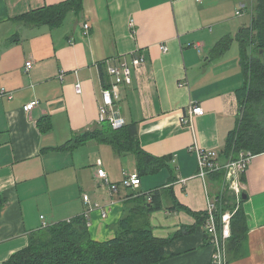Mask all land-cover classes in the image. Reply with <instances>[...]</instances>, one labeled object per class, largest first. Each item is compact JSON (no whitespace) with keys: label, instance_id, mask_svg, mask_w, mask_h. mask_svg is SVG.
<instances>
[{"label":"crops","instance_id":"1","mask_svg":"<svg viewBox=\"0 0 264 264\" xmlns=\"http://www.w3.org/2000/svg\"><path fill=\"white\" fill-rule=\"evenodd\" d=\"M64 1L0 0V89L10 93L0 97V264L25 249L32 233L86 212L92 240H110L128 196L158 189L161 209L149 223L156 238L169 239L160 264H211L214 248L193 214L206 211L208 197L231 191L224 173L197 177L193 148L221 154L237 126L236 90L244 76L235 40L250 25L255 0H82V11L55 28L17 20ZM227 36L230 48L213 58L211 50ZM141 55L146 62L120 88L117 107L126 124L137 125L140 149L164 165L151 164L137 188H125L123 174L138 173L132 154L118 156L93 139L59 147L100 126V65ZM190 105L204 113L182 125ZM43 118L50 125L45 132L38 127ZM98 168L108 184L96 176ZM240 184L247 231L234 249L226 242L224 264H264V153L251 159ZM85 196L95 205L90 211Z\"/></svg>","mask_w":264,"mask_h":264},{"label":"trees","instance_id":"2","mask_svg":"<svg viewBox=\"0 0 264 264\" xmlns=\"http://www.w3.org/2000/svg\"><path fill=\"white\" fill-rule=\"evenodd\" d=\"M81 11L82 0H66L33 10L17 20L28 26L55 28L62 24L68 13L78 14ZM235 41L239 46L240 67L244 76L243 86L236 90L241 114L236 128L228 135L221 153L223 158L232 154L236 156L241 151H248L254 156L264 153V0H255L250 25L240 31ZM232 42L231 37H224L211 50V56H221ZM100 67L103 88H106L105 67ZM46 120L43 118L38 122L41 132L49 129L50 125L44 124ZM92 139L110 145L118 156L132 154L139 179L153 171L151 164L164 165L163 159L154 158L140 149L137 125L134 123L113 130L108 122H103L91 132L73 136L59 149L72 148ZM160 192L162 190L158 189L148 195L130 194L125 214L116 226L115 237L110 240H92L87 218L81 215L32 233L27 247L12 254L3 264H160L165 259L164 247L169 239L156 238L149 223L150 215L161 209ZM233 199L226 192H220L216 197L218 220L225 211L235 210L231 218L232 235L227 242L228 251L237 247L247 231L246 216L240 205L242 200L236 206ZM193 215L196 225H202L207 214Z\"/></svg>","mask_w":264,"mask_h":264},{"label":"built area","instance_id":"3","mask_svg":"<svg viewBox=\"0 0 264 264\" xmlns=\"http://www.w3.org/2000/svg\"><path fill=\"white\" fill-rule=\"evenodd\" d=\"M195 1L200 2L201 0ZM238 14L239 12H236V15ZM83 29L85 31L84 34H86L89 29L88 24H84ZM160 48L163 52L167 51L166 46H162ZM145 62L146 60L143 55L132 58L129 63L122 61L117 65H110L108 62H104L105 73L110 81L108 83V87L102 88L101 90L99 123L108 122L113 130L120 129L125 126L126 123L117 107V103L120 100V88L122 86H130L132 84L133 74L140 72ZM31 67V62H27L25 64L26 70L31 69ZM75 91L76 93L81 92L80 84H76ZM9 95V92H5L4 90L0 89V97ZM37 104L38 102L33 101L25 105L23 110L26 113H29ZM203 113L204 111L202 107L190 105L182 114L180 122L182 125L188 126L191 124L193 117L202 116ZM193 149H195L197 155V177L205 179L216 173H224L226 180L229 182V191L232 192L234 197L237 199L239 198L238 200H240L242 189L240 184V176L243 174L254 155L248 151H241L236 156L232 154L227 158H223V161H220L221 154L216 150H202L198 147H194ZM123 175L124 179L121 183L125 188H137L140 185L138 173H124ZM96 176L104 183H109L106 172L103 169L98 168L96 171ZM110 189L112 192L116 191L117 185L111 184ZM84 202L89 205L88 211L95 207V205L91 206V204L88 203V198L86 196L84 197ZM217 207V201L208 197L205 211L207 215L202 226L208 243L214 248V256L211 264H224V246L232 235L230 224L235 210L225 211L221 214L218 220L216 216L218 212L216 210ZM83 216H85L88 221L87 212ZM43 228H45V226Z\"/></svg>","mask_w":264,"mask_h":264},{"label":"rangeland","instance_id":"4","mask_svg":"<svg viewBox=\"0 0 264 264\" xmlns=\"http://www.w3.org/2000/svg\"><path fill=\"white\" fill-rule=\"evenodd\" d=\"M227 186V185H226ZM227 189L229 190V188H228V186H227ZM227 193V195L230 197V198H232V194H231V192H226ZM239 199V198H238ZM236 197L233 199V203L234 204H236V206H237V201H239Z\"/></svg>","mask_w":264,"mask_h":264},{"label":"water","instance_id":"5","mask_svg":"<svg viewBox=\"0 0 264 264\" xmlns=\"http://www.w3.org/2000/svg\"><path fill=\"white\" fill-rule=\"evenodd\" d=\"M241 199H242V200H246V196H245V194H242V195H241Z\"/></svg>","mask_w":264,"mask_h":264}]
</instances>
